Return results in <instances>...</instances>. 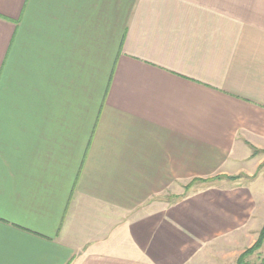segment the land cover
I'll return each instance as SVG.
<instances>
[{
	"label": "crops",
	"instance_id": "crops-1",
	"mask_svg": "<svg viewBox=\"0 0 264 264\" xmlns=\"http://www.w3.org/2000/svg\"><path fill=\"white\" fill-rule=\"evenodd\" d=\"M253 148L264 0H0V264H189L206 240L238 245L237 183L168 197L252 175Z\"/></svg>",
	"mask_w": 264,
	"mask_h": 264
},
{
	"label": "rangeland",
	"instance_id": "rangeland-1",
	"mask_svg": "<svg viewBox=\"0 0 264 264\" xmlns=\"http://www.w3.org/2000/svg\"><path fill=\"white\" fill-rule=\"evenodd\" d=\"M262 165L263 166L255 171L252 175L240 174L239 178L235 180H228L225 176H220L221 178H211L202 181H198L196 179L194 180L195 182H192L189 188L185 189L183 194H174L172 198L171 196L168 197L173 202H176L182 197L191 194L199 188H208L214 185L216 187H221L223 193L224 189L228 188V186L231 184L237 183L238 186H240L239 191L237 192V202L240 203V205L238 204L236 206L239 220L237 224V231L242 233L243 235L242 238L238 240V245H234L233 243L230 245L231 241L225 237H223L221 242L215 241L210 246L209 244H207L208 240H206L204 244L206 253L200 252L199 255H195L189 258V264H236V260L239 254L245 248H247L246 244L248 242V239L244 238L246 231H248V235H250V232L252 230L251 233L256 240L260 227L264 223V171H262L264 169V158ZM227 195L228 194L222 196L223 201L228 200ZM234 195L236 194L234 193ZM241 205L248 206V210L245 211L246 208H241ZM232 210H234V208ZM250 217H252L253 219H250ZM247 218L248 222L243 221V219L246 220ZM249 220H251V222H249ZM217 251H221V254H217ZM246 261H248L249 264H264V243L258 251L248 256L246 258Z\"/></svg>",
	"mask_w": 264,
	"mask_h": 264
},
{
	"label": "trees",
	"instance_id": "trees-1",
	"mask_svg": "<svg viewBox=\"0 0 264 264\" xmlns=\"http://www.w3.org/2000/svg\"><path fill=\"white\" fill-rule=\"evenodd\" d=\"M259 153H264L263 150H257V149H254L253 148V151H252V155L255 156ZM263 165L261 164L259 166V169L262 167ZM228 180H235L237 178H239V175H233V176H225ZM192 184V181L191 183H189V185L186 187V188H189L190 185ZM264 243V223L262 225V227L260 228L259 232H258V235H257V238L256 240L254 241V243L250 246V247H247L245 248L238 256L237 260H236V264H249L248 261H246V258L250 255H252L254 252L258 251L262 245Z\"/></svg>",
	"mask_w": 264,
	"mask_h": 264
}]
</instances>
